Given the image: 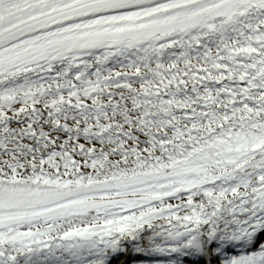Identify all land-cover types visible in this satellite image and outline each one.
Here are the masks:
<instances>
[{
    "label": "snow or ice",
    "instance_id": "obj_1",
    "mask_svg": "<svg viewBox=\"0 0 264 264\" xmlns=\"http://www.w3.org/2000/svg\"><path fill=\"white\" fill-rule=\"evenodd\" d=\"M0 264H264V0H0Z\"/></svg>",
    "mask_w": 264,
    "mask_h": 264
}]
</instances>
